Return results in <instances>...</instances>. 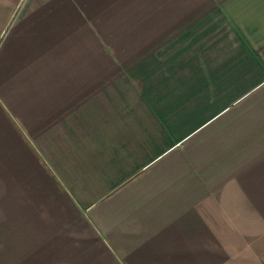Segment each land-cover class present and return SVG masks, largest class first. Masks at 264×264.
Wrapping results in <instances>:
<instances>
[{
	"label": "crops",
	"instance_id": "0c3cea01",
	"mask_svg": "<svg viewBox=\"0 0 264 264\" xmlns=\"http://www.w3.org/2000/svg\"><path fill=\"white\" fill-rule=\"evenodd\" d=\"M0 264H264V0H0Z\"/></svg>",
	"mask_w": 264,
	"mask_h": 264
},
{
	"label": "rangeland",
	"instance_id": "374dc122",
	"mask_svg": "<svg viewBox=\"0 0 264 264\" xmlns=\"http://www.w3.org/2000/svg\"><path fill=\"white\" fill-rule=\"evenodd\" d=\"M171 41L165 43L158 51L147 56L137 70L129 72L126 77L121 78V81H126L127 88L122 91V94H134L139 87L142 86L141 81L155 80L159 82L166 78H171ZM140 81V82H139ZM137 82H139L137 84ZM118 90L117 92H119Z\"/></svg>",
	"mask_w": 264,
	"mask_h": 264
}]
</instances>
